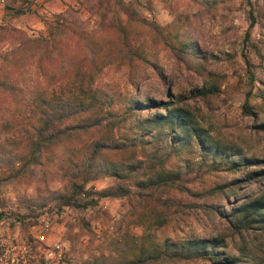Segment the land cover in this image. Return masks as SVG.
<instances>
[{
	"label": "rangeland",
	"instance_id": "1",
	"mask_svg": "<svg viewBox=\"0 0 264 264\" xmlns=\"http://www.w3.org/2000/svg\"><path fill=\"white\" fill-rule=\"evenodd\" d=\"M121 1L134 9L136 17L146 19L153 26L130 21L124 29L119 28L111 21V6L102 3L105 15L100 17L95 11V0H0V55L20 37L47 33L57 18L58 28L62 29L57 36L75 56L69 68L63 66L60 72L57 70L60 78L54 87L62 94L69 92L72 81L90 87V114L101 119V124L44 148L37 163L28 158H16L10 164L0 162L3 227L8 225L9 229L27 233L37 217L47 216L64 247L56 264H98L116 254L133 255L139 244L148 245L164 237L183 240L214 234L225 237L230 253L240 257L249 252L259 255L264 246L261 234L245 230L230 233L219 216L208 218L203 210V203L220 201L215 186L237 172L222 164L213 168L209 161H199L200 154L195 148H170L166 135L155 137L154 143L149 141L133 152L144 165L136 176L165 171L172 174L174 181L138 190L128 176L116 178L102 173L88 179L84 188L98 191L113 188L119 182L129 191L102 196L89 192L87 197H92L94 202L84 207L61 204L49 197L48 191L61 190L67 172L75 169L78 153L75 148L80 141L96 136L119 138L124 130L131 134L129 121L120 118L123 104L136 95L128 83L129 74L137 73L140 89L157 95L160 78L142 61L128 62L122 52L124 40L126 45L159 64L165 73H172L173 95L180 93L179 104L189 109L212 136L240 147L245 153L264 155V133L256 132L255 120L240 108L250 85L252 91L255 86H264V0ZM26 2L29 9L15 13V8ZM249 9L254 18L250 26ZM246 30L248 35L244 37ZM185 34L195 37L207 55L205 66L218 83L219 93L208 99L193 94L192 89L200 84L199 74L176 62L167 46L175 36ZM89 41H93V53L86 48ZM34 76L30 64L22 72L21 82L18 81L23 93L0 92V157H7L21 143L18 128L28 113L26 97L31 95L25 85L31 87ZM23 94L25 98L21 97ZM249 102H259L253 92ZM128 153L111 151L107 156L122 159ZM38 264H45L42 257ZM166 264L228 263L199 258Z\"/></svg>",
	"mask_w": 264,
	"mask_h": 264
},
{
	"label": "trees",
	"instance_id": "2",
	"mask_svg": "<svg viewBox=\"0 0 264 264\" xmlns=\"http://www.w3.org/2000/svg\"><path fill=\"white\" fill-rule=\"evenodd\" d=\"M24 1V0H22ZM102 3L109 4L111 21L119 28L130 21L153 26L142 17H136L134 9L121 0H95L96 12L104 17L101 9ZM28 4L15 8V13L28 10ZM249 23L252 25L254 18L249 9ZM102 21V18L100 19ZM53 26H49L47 33L33 36L20 37L13 45L4 50L0 55V92L11 94L23 91L21 83L22 72L33 65L35 76L31 87L25 88L31 92L26 97L28 113L24 115L19 125L20 145L7 157H0V162L7 164L14 159L28 158V161L37 163L39 154L56 140L66 136L80 134L91 126L101 124L99 116L90 114L92 105L91 89L80 82L72 81L69 92L62 94L55 89V83L60 78L63 66L72 65L75 53L68 51L63 46L64 42L57 36L59 29L58 19H53ZM124 29V27H123ZM248 35L245 31L244 37ZM171 41V40H170ZM172 44L167 45L176 62L185 64L200 76V84L192 89L194 95L208 99L219 93L218 83L213 74L206 68V54L196 43L191 34L175 36ZM122 49L128 62L140 60L147 64L160 78L161 84L157 87V95L148 89H140L137 73L129 74L128 83L131 85L135 96L123 104L120 118L128 120L131 134L123 131L119 138L91 137L82 140L76 145L78 150L75 169L69 170L62 184L61 190H49V197L57 199L61 204H70L74 207H84L93 203L94 199L89 192L97 195L125 194L129 191L126 185L116 183L113 188L90 191L84 188V183L97 174L108 173L116 178L128 176L138 190L148 187H157L174 181L172 174L161 171L149 173L144 177H137L136 172L143 168V160L135 157L133 152L137 147H144L145 143L153 142L155 137L166 135L170 148L189 146L199 152V161H209L213 168L222 164L224 168L236 171L233 176L222 183H218L217 193L220 201L203 203V210L212 218L214 215L225 223L231 232L257 231L261 234V244L264 245V155L245 153L240 147L224 143L209 133V129L202 125L197 117L186 107L179 104L180 93L173 95L170 87L173 83L172 73H165L161 66L150 60L142 51L126 45ZM92 53L95 51L93 41L86 47ZM64 51V53L62 52ZM68 61L63 62L62 59ZM251 81L252 78L250 77ZM252 85L246 90L240 104L241 112L252 117L256 132L264 133V86ZM253 92L258 98V103H250L249 96ZM24 97V94L21 95ZM25 98V97H24ZM261 105V106H260ZM133 116V117H130ZM76 117L80 118L76 120ZM86 117V119H83ZM154 143V142H153ZM129 151L126 158H111L107 153L113 151ZM155 153V152H153ZM156 157L155 154H152ZM76 177H80V180ZM76 178V179H75ZM83 193V197H79ZM141 193V191H140ZM3 211H0V216ZM227 242L222 234L196 235L183 240L164 237L151 244H139L133 255L131 253L116 254L108 257L98 264H166L187 259H211L228 264H264V246L259 255L251 252L244 257L230 253ZM246 252V251H245Z\"/></svg>",
	"mask_w": 264,
	"mask_h": 264
},
{
	"label": "built area",
	"instance_id": "3",
	"mask_svg": "<svg viewBox=\"0 0 264 264\" xmlns=\"http://www.w3.org/2000/svg\"><path fill=\"white\" fill-rule=\"evenodd\" d=\"M54 224L42 215L30 225L27 233L3 227L0 221V264H56L64 251L63 242L55 233Z\"/></svg>",
	"mask_w": 264,
	"mask_h": 264
}]
</instances>
